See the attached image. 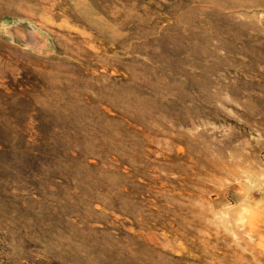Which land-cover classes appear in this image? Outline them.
I'll return each mask as SVG.
<instances>
[{
  "label": "rangeland",
  "instance_id": "1",
  "mask_svg": "<svg viewBox=\"0 0 264 264\" xmlns=\"http://www.w3.org/2000/svg\"><path fill=\"white\" fill-rule=\"evenodd\" d=\"M0 264H264V0H0Z\"/></svg>",
  "mask_w": 264,
  "mask_h": 264
}]
</instances>
